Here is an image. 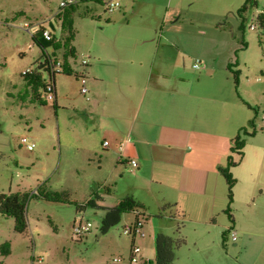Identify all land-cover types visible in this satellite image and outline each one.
Wrapping results in <instances>:
<instances>
[{
  "label": "rangeland",
  "instance_id": "374dc122",
  "mask_svg": "<svg viewBox=\"0 0 264 264\" xmlns=\"http://www.w3.org/2000/svg\"><path fill=\"white\" fill-rule=\"evenodd\" d=\"M60 1L0 0V193L41 187L51 192H67L77 202H84L95 193L106 201L100 202L106 206L125 198V190L134 180L131 172L117 165L110 154L105 157L103 150L97 155L93 152L100 146L98 125L93 118L76 114L72 109L82 82L62 74L56 76L57 113L53 100L46 95L43 97L47 104L42 106L22 99L25 86L21 73L35 65L41 54L32 44L31 33L38 29L39 23L49 28V20L58 30L53 15ZM110 1L119 3L112 11L106 6ZM244 1L85 3L74 15L77 30L74 44L79 57L91 56L87 69L97 76L112 69L122 70L130 62H142L146 68H154L157 76L165 77L160 78L161 83H234L227 67L237 62L233 70L240 71L238 92L245 102L250 101L248 104L257 108L255 112L239 98L250 114V121L255 123L247 125L249 132L256 130V133L247 137L245 161L255 159L252 152L258 145L255 206L252 203L247 206L255 207L258 227L251 236L253 242H260L264 240V44H258L257 27L251 28L256 26V10L245 14L243 34L238 29L241 20L236 12ZM87 9L90 12L85 16ZM20 11L24 15H17ZM196 59L201 61V69L192 67ZM209 62L215 70L206 73L203 67ZM43 79H48L46 73ZM233 88L235 93L234 84ZM23 137L35 143L33 151L22 145ZM105 187L110 188V193ZM103 215L101 209L87 207L77 212L73 204L31 199L27 204V235L15 232L12 218L0 217V246L10 243L9 255L2 256L0 250V264H106L115 263L116 258H121L120 264H131L133 238L123 229L135 221V213L123 214L121 221L106 233L101 231ZM146 217L144 241L153 235L156 241L160 231H155L153 216ZM80 218L92 226L89 232L77 236L74 226ZM142 239L138 236L135 244L140 245ZM149 260L154 264L150 255Z\"/></svg>",
  "mask_w": 264,
  "mask_h": 264
},
{
  "label": "crops",
  "instance_id": "0c3cea01",
  "mask_svg": "<svg viewBox=\"0 0 264 264\" xmlns=\"http://www.w3.org/2000/svg\"><path fill=\"white\" fill-rule=\"evenodd\" d=\"M82 58L89 59L87 67L81 65ZM91 62V56L78 54L72 63L85 78L72 109L97 123L101 147L93 150L96 155L103 150L105 157L110 154L126 171H130L131 159L137 161L136 171H130L134 181L125 195L144 206L145 217L153 216L156 232L184 241L175 252L174 264H264V240L253 242L251 236L258 227L257 213L255 207L247 206H255L258 145L252 152L255 159L246 163L247 142L240 162L231 169L237 179L233 224L224 212L227 188L218 168L227 161L232 139L250 121L233 83H161L165 77L142 62L97 76L88 72ZM212 68L209 62L203 70L207 73ZM83 85L87 93L81 92ZM55 91L57 104L56 83ZM118 201L105 205L111 207ZM230 227L237 239L232 240L229 233L224 248L222 232ZM144 237L139 245L140 263L151 264L149 255L154 262L156 241L154 235L146 241Z\"/></svg>",
  "mask_w": 264,
  "mask_h": 264
},
{
  "label": "trees",
  "instance_id": "16d2710c",
  "mask_svg": "<svg viewBox=\"0 0 264 264\" xmlns=\"http://www.w3.org/2000/svg\"><path fill=\"white\" fill-rule=\"evenodd\" d=\"M94 2L103 5L104 0H78L76 3H69L59 9L54 14V20L59 24V29L51 24L49 28H45L39 24L38 29L31 33L32 44L37 46L41 52L40 57L36 60L35 65L21 73L24 81L25 90L22 92V99L31 104L46 105L47 101L43 95H47L46 87L50 82L54 88L55 97L53 99L54 111L58 109L56 104V91L55 83L56 76L59 74L66 76H73L75 79H80L82 76L78 71L73 68V61L77 58L78 52L74 44L76 39L77 30L75 28L74 15L79 10L80 6L85 3ZM261 5V10L259 7ZM249 10H256L255 23L258 30V44H264V3L261 4L259 0H245L244 3L237 9V16L240 18L239 31L243 34L246 29L245 14ZM89 10L84 11V15L89 14ZM17 15H24L20 11ZM94 18V17H92ZM256 29V28H255ZM45 30L49 31L50 38H46L43 33ZM244 47L245 43L242 41ZM236 53V52H235ZM60 64V67L58 66ZM236 63H229L228 70L232 73L234 79V87L238 97L245 105L252 108L257 112V108L252 107L245 102L238 92L239 88V70H233ZM86 66V65H85ZM88 66V65H87ZM86 66V67H87ZM43 73L48 76L47 80L43 79ZM24 93V94H23ZM20 94V93H19ZM249 126H255L254 121L248 123ZM256 130L249 132L247 127H242L238 134L232 139L230 153L224 166L218 168L219 173L223 177L227 188L228 204L224 212L227 214L231 223H234L233 217V203H234V186L237 179L234 177L231 169L236 166L242 156L244 155V147L247 142V137L255 135ZM106 192L110 193V188L105 187ZM93 197L85 200L84 202H77L71 200L67 192H51L43 190L38 187L36 190H24L17 192L0 193V217L12 218L14 221L15 232L27 235L28 221H27V204L31 199L45 200L50 202H57L63 204H73L76 206L77 212H83L87 207L101 209L104 215L101 219L102 233H106L111 227L117 225L125 213L133 212L136 215V221L140 216L147 219L141 210L144 206L134 199L132 196H127L120 200L116 205L111 207L103 206L100 202L103 200L98 194H92ZM181 225L178 226V231ZM232 227L222 232V245L227 247V237ZM177 231V233H178ZM184 243L181 238H173L171 236L159 233L156 237V254L154 264H174L175 252L180 244ZM1 255L7 256L10 254V243L5 242L0 246ZM106 264H120V263H106Z\"/></svg>",
  "mask_w": 264,
  "mask_h": 264
},
{
  "label": "built area",
  "instance_id": "2783aa9c",
  "mask_svg": "<svg viewBox=\"0 0 264 264\" xmlns=\"http://www.w3.org/2000/svg\"><path fill=\"white\" fill-rule=\"evenodd\" d=\"M78 0H61L60 3H59V6L60 7H63L65 6L66 4H69V3H76ZM107 5V10H110L112 11L114 8H116L119 3L118 2H114V1H110V2H107L106 3ZM252 29L256 28V26H251ZM43 35L46 37V38H50V34H49V31L48 30H45ZM89 62V59L88 58H82L81 60V65L82 66H85L87 65ZM58 66L60 67V64L58 63ZM192 67L194 69H201V61L196 59L192 65ZM28 71V69L26 70ZM80 81L82 83H85V78L82 76L80 78ZM46 91H47V99L48 100H53L54 97H55V93H54V88L53 86L51 85L50 82L47 83V87H46ZM81 92L82 93H87V88L85 87V85L81 86ZM21 143L22 145H24L26 147V149L28 151H32L34 150L35 148V143L34 142H31L28 140L27 137H23L21 138ZM103 145L106 146L107 145V142H103ZM129 164H130V171L131 172H135L136 169H137V161L134 160V159H131L129 161ZM92 224L91 222H86L84 223L82 221V218H80L77 222V224L74 226V234L77 235V236H82L84 234H86L87 232H89L90 228H91ZM123 232L127 235H131V237L133 238V243L131 245V249H130V259H129V262L131 264H135V263H138V262H141L142 261V249L139 245L135 244L134 242V238L136 237H143L145 235L144 231H143V219L142 218H139L138 221H136V223H132L130 225H126L123 229ZM230 238L232 240H236L237 239V235H236V232L235 231H231L230 232ZM114 262L115 263H119L121 262V258H116L114 259Z\"/></svg>",
  "mask_w": 264,
  "mask_h": 264
}]
</instances>
